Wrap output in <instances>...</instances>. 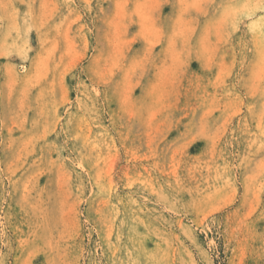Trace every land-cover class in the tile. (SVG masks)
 I'll return each mask as SVG.
<instances>
[{
	"label": "rangeland",
	"instance_id": "1",
	"mask_svg": "<svg viewBox=\"0 0 264 264\" xmlns=\"http://www.w3.org/2000/svg\"><path fill=\"white\" fill-rule=\"evenodd\" d=\"M0 264H264V0H0Z\"/></svg>",
	"mask_w": 264,
	"mask_h": 264
}]
</instances>
